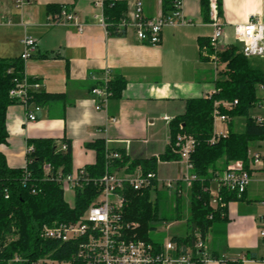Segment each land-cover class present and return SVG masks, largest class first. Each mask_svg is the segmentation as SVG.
<instances>
[{"label": "crops", "instance_id": "obj_1", "mask_svg": "<svg viewBox=\"0 0 264 264\" xmlns=\"http://www.w3.org/2000/svg\"><path fill=\"white\" fill-rule=\"evenodd\" d=\"M96 1L30 0L18 9L14 0H0V18L5 22L0 26V59L20 58L24 37L34 38L39 52L25 63V75L41 83L39 92L50 96L40 106L31 104L27 109L15 104L8 108V140L1 151L9 167L24 168L26 150L33 140H53L58 148L66 141L72 152L74 171L96 163V152L87 145L97 140H102L105 147L124 150L131 160L159 158L170 143L169 123L185 113L186 101L205 98L216 88L215 81L221 72L217 75L213 64L201 56L200 41L208 40L214 32L210 19L204 16L201 0H184L183 13L193 24L166 27L161 44L155 47L140 42L133 33L108 34L93 19ZM113 1L126 3L125 15L135 10L136 0ZM143 4L148 18L168 11L163 0H143ZM49 6L70 7L85 24L83 32L75 26L47 25V17L53 13H49ZM219 11L224 24L222 50L231 45L241 50L234 36L235 25L246 23L251 16H256L264 25V0H220ZM252 61L264 71V58ZM105 70H110L113 80H124L125 88L120 97L111 98L106 110L97 111L91 94L97 82L91 79V74L101 79ZM36 107L40 108L41 115L36 121H29L28 111ZM260 114L257 107L252 111L253 117ZM233 122L236 131L243 133L245 121L244 124L237 119ZM229 124L216 123L215 133L228 134ZM263 141L254 143L248 151L252 181L246 193L227 204L226 218L217 220L204 236L208 249L217 258L209 264H221L222 260L234 264H264V241L259 234L264 224V167H255L250 161L251 154H264ZM237 162H242L246 169L242 160L228 165ZM219 165L217 172L228 166ZM122 168L128 170V166ZM138 169L142 170L137 167L132 172ZM156 174L157 187L152 194L159 195L160 191L167 193L164 182L182 180L187 168L181 160L159 162ZM211 186L212 183L210 192ZM180 189V196L186 201L190 188L181 183ZM177 194L167 193L173 197L176 220L167 222L165 230L174 228L179 233H173L163 242L154 241L157 244L185 238L190 233L189 199L182 205L183 211L187 207L186 216L176 215ZM158 201L157 197L155 203Z\"/></svg>", "mask_w": 264, "mask_h": 264}, {"label": "trees", "instance_id": "obj_2", "mask_svg": "<svg viewBox=\"0 0 264 264\" xmlns=\"http://www.w3.org/2000/svg\"><path fill=\"white\" fill-rule=\"evenodd\" d=\"M204 16L210 19L208 0H201ZM166 10L172 6L173 0H163ZM219 9H220V0ZM60 6H49V13L57 12ZM125 2L106 0L104 15L110 34H115L120 20L126 16ZM220 14V11H219ZM200 46H208V40H201ZM226 68L215 81L218 90L211 98H195L186 101L183 115L177 116L169 123L170 143L159 158L131 160L124 150L115 148L122 158L115 162V166H128L129 171L141 167L147 174L157 172L159 162L181 160L176 146L178 135H186L195 140V150L191 156L194 173L198 180L194 181L189 191L190 218L188 220L190 233L185 238H173L181 245H190L194 241V233L200 230L203 237L209 228L219 219L226 218L227 204L236 200L235 194L221 191L217 208H211L210 185L217 175V165L223 161L242 160L248 170V151L251 146L264 140V124H257L252 111L264 103V93L260 94L259 87H264V71L245 57L239 46L231 45L219 53ZM25 77V63L20 58L13 60L0 59V264H84L72 260L75 246L62 244L57 241L44 240L41 231L44 226L54 223H69L76 221L98 195L93 186H88L76 192L74 208L65 200L62 187L56 182L44 179V166L49 165L55 175L62 172L67 175L73 170L72 152L68 145L67 152H59L58 144L53 140H33L29 145L35 148V153L29 156L27 175L24 168H11L1 146L8 140L6 125L7 110L10 106L19 104L10 97L18 83ZM30 82L36 80L30 79ZM125 88V81L117 78L112 81L113 97L121 96ZM31 104L42 105L50 96L41 92H33ZM238 104L227 110L219 106L223 115L230 120L229 132L226 136H219L216 142L213 113L217 102H234ZM243 118L245 130L236 131L234 120ZM97 155L94 165L86 170L92 177H101L106 170V147L102 140L88 144ZM27 177V178H26ZM181 184V183H180ZM152 188L126 192L127 203L124 208V218L129 223L138 225V238L155 243L150 238L153 224L160 220L157 203L152 201ZM182 196L176 195V215L182 213ZM166 220V219H165ZM164 220V221H165ZM176 220V217H174ZM168 221V220H166ZM216 260L217 258L212 255ZM19 259V261H16ZM221 264H234L222 260Z\"/></svg>", "mask_w": 264, "mask_h": 264}, {"label": "built area", "instance_id": "obj_3", "mask_svg": "<svg viewBox=\"0 0 264 264\" xmlns=\"http://www.w3.org/2000/svg\"><path fill=\"white\" fill-rule=\"evenodd\" d=\"M105 1L97 0L95 2L97 12L93 19L110 34L104 15ZM208 1L210 23L214 32L208 39V46L201 47L200 50L202 58L213 64L218 75L226 68L219 56V53L223 51L220 45L224 37V24L219 14L218 0ZM14 2L18 9H22L30 3V0H14ZM183 7L184 0H173L171 8L166 13L156 18H148L144 15L143 0H136L134 12L120 20L114 35L124 36L133 33L140 42L149 46H159L166 27H182L193 24V21L184 15ZM4 23L0 18V26ZM47 25L75 26L80 33L85 28V24L80 22L75 11L68 6H62L59 11L49 14ZM234 36L236 42L241 45L240 51L245 57L250 59L264 58V25L256 16H251L244 24L235 25ZM22 43L24 50L21 59L27 63L38 54V43L31 36H25ZM91 79L97 82L91 90L95 100V109L97 111L106 110L109 101L113 98L112 74L110 70H105L101 79H97L93 74H91ZM40 88L41 83L38 81L30 82L25 75L23 81L18 83V86L10 92V97L28 109L31 105L30 94L39 92ZM260 91L264 92L263 86H260ZM217 92L218 90L215 88L212 92L207 93L205 98H211ZM237 104L238 101L217 102L213 113L214 126L218 122H230V118L221 113L219 106L232 110ZM257 109L260 110L261 114L254 116V119L257 124H264V103L261 102ZM39 111L40 108L38 107L33 111H28L27 119L36 121ZM226 135L215 133L212 142H216L219 136ZM176 146L181 161L186 165L187 174L180 181L169 180L164 182L163 187L169 195L175 192L179 195L182 194L180 183H185L190 188L193 182L198 180L194 173V165L191 162V156L195 150V140L181 134L177 137ZM67 150L68 145L65 142L58 148V151L63 153ZM34 153L35 148L28 146L26 150L27 160L24 166L26 175L30 162L29 156ZM121 158L119 152L106 146V170L104 175L99 178L92 177L86 168L78 169L67 175L62 172L54 175L51 167L45 165L44 179L59 184L65 194L66 192L72 194L74 203L69 204L70 207L74 208L76 192L88 186H93L98 191V195L76 221L44 226L41 237L44 240L57 241L62 244H73L75 252L72 260L84 264H209L215 260L200 230L195 231L194 241L190 245H181L173 239L157 244L138 238V225L129 223L124 218V208L127 203L126 192L128 189L134 191L155 189L157 187V174L155 172L145 174L141 169L135 172H129L127 168L119 169L115 166V162ZM250 161L255 167H264V154L259 152L251 154ZM219 166L221 167V165ZM214 180L218 184V190L216 193L210 192V206L215 209L221 198V191L232 192L240 199L246 193L252 178L251 172L244 169L243 163L237 162L219 170ZM259 234L264 241V224ZM47 262L53 264L51 261ZM61 264H72V262Z\"/></svg>", "mask_w": 264, "mask_h": 264}, {"label": "rangeland", "instance_id": "obj_4", "mask_svg": "<svg viewBox=\"0 0 264 264\" xmlns=\"http://www.w3.org/2000/svg\"><path fill=\"white\" fill-rule=\"evenodd\" d=\"M237 120H241L242 124H244L245 120L243 118H238ZM219 163L225 164L223 161H220ZM219 163H218V165H219ZM217 190H218L217 182L216 181L212 182L211 192L216 193ZM152 195H153L152 201H154V202H156L157 197L159 198L157 205L159 208L160 220L153 224V230L150 232V238L153 241L163 242L166 238H169L170 236H172L173 233H175V234L179 233V231L175 230L174 228H172L173 230H171V231L165 230L166 224L175 221L173 218V216H174V209H173L174 201H173V197L170 198L169 196H167V193L164 191H160L159 195H157V194H152ZM185 199L187 201L189 199V197L185 198ZM65 200L68 204L74 203V198H73L72 194H70L69 192H66ZM183 201H184L183 204H185L186 201L184 199H183ZM188 202H189V200H188ZM189 204H190V202H189ZM186 211H187V207L186 208L184 207V211L182 209V213H184V216H186V214H185ZM163 219H167L168 221H166V220L164 221ZM181 224H183V223H181Z\"/></svg>", "mask_w": 264, "mask_h": 264}, {"label": "water", "instance_id": "obj_5", "mask_svg": "<svg viewBox=\"0 0 264 264\" xmlns=\"http://www.w3.org/2000/svg\"><path fill=\"white\" fill-rule=\"evenodd\" d=\"M41 114L40 113H38V117L40 116Z\"/></svg>", "mask_w": 264, "mask_h": 264}]
</instances>
